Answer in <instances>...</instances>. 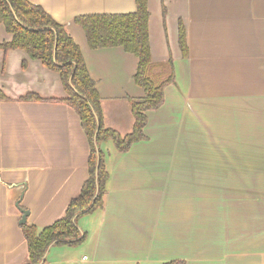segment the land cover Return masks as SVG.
I'll return each instance as SVG.
<instances>
[{"label":"crops","instance_id":"crops-1","mask_svg":"<svg viewBox=\"0 0 264 264\" xmlns=\"http://www.w3.org/2000/svg\"><path fill=\"white\" fill-rule=\"evenodd\" d=\"M27 1L79 47L104 126L129 133L128 99L144 96L137 58L121 47L90 49L74 19L132 13L135 0ZM147 10L151 58L172 60L174 83L145 111L144 139L124 152L100 144L102 207L76 218L82 243L49 245L40 264H264V198L214 193L264 191V0H147ZM11 37L0 26V44ZM0 90V264H25L21 210L38 230L64 216L87 178L88 142L59 74L23 50L0 48ZM226 174L234 182L217 180Z\"/></svg>","mask_w":264,"mask_h":264},{"label":"trees","instance_id":"trees-1","mask_svg":"<svg viewBox=\"0 0 264 264\" xmlns=\"http://www.w3.org/2000/svg\"><path fill=\"white\" fill-rule=\"evenodd\" d=\"M148 16L147 0H135V11L132 13L89 14L74 19L90 49L121 47L137 58L134 82L143 89L144 96L128 99L134 122L129 133L120 135L104 126L94 82L79 47L65 27L27 0H0V26L12 35L8 42L0 44V48L23 50L29 58L40 61L47 69L59 74L67 94L63 101L78 115L88 142L87 178L80 193L69 201L64 216L41 230L27 223L20 225L27 249L25 264H40L49 245L76 246L84 241L85 234L78 229L76 218L101 208L106 191L108 173L100 144L111 141L116 150L124 152L132 143L144 139L145 111L158 108L163 102L164 88L174 83L172 60L153 61L151 58ZM178 44L185 58L187 46L181 26ZM4 99L0 90V100ZM23 99L38 98L28 95ZM178 263L170 261L162 264Z\"/></svg>","mask_w":264,"mask_h":264},{"label":"rangeland","instance_id":"rangeland-1","mask_svg":"<svg viewBox=\"0 0 264 264\" xmlns=\"http://www.w3.org/2000/svg\"><path fill=\"white\" fill-rule=\"evenodd\" d=\"M210 147H216V144L215 143H210ZM219 160V159H218ZM223 160H219V163L221 164ZM223 162H229V164H231V160H224ZM219 164V165H220ZM259 170L260 172L257 173V177H263V172H264V167L263 166H260L259 167ZM251 175L249 174H243L241 175L242 179H244V181H249V177ZM217 177V180L219 182H234L233 181V176L232 175H225V178L226 179H229L228 181L225 180V181H220V176H216ZM211 193V192H210ZM217 194V197L223 199V200H226L228 201V199L230 200H243L244 202H248L250 200H253V199H259V198H264V191H253V190H247L246 188L245 189H242V190H236V191H228V190H224L223 192L222 191H216L214 192ZM225 202L226 205H230V204H233V203H230V202Z\"/></svg>","mask_w":264,"mask_h":264},{"label":"water","instance_id":"water-1","mask_svg":"<svg viewBox=\"0 0 264 264\" xmlns=\"http://www.w3.org/2000/svg\"><path fill=\"white\" fill-rule=\"evenodd\" d=\"M54 49H55V45H54ZM54 49H53V52H54ZM70 79H71V75L69 77V81H70ZM21 213H22V216H21V219H20V223L22 224V223H25L26 222V217H27L28 212L26 210H21Z\"/></svg>","mask_w":264,"mask_h":264}]
</instances>
